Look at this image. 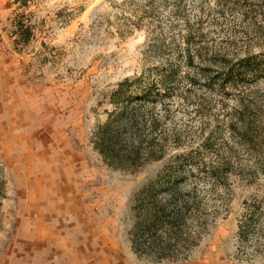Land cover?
Masks as SVG:
<instances>
[{"label":"rangeland","instance_id":"374dc122","mask_svg":"<svg viewBox=\"0 0 264 264\" xmlns=\"http://www.w3.org/2000/svg\"><path fill=\"white\" fill-rule=\"evenodd\" d=\"M143 89L166 154L114 169L94 131ZM70 209L118 264H264V0H0V264Z\"/></svg>","mask_w":264,"mask_h":264},{"label":"trees","instance_id":"16d2710c","mask_svg":"<svg viewBox=\"0 0 264 264\" xmlns=\"http://www.w3.org/2000/svg\"><path fill=\"white\" fill-rule=\"evenodd\" d=\"M117 90L113 96L116 107L93 134V146L108 166L127 172H137L147 163L160 160L165 153L167 138L159 122L145 117V101L153 102L151 90L130 94Z\"/></svg>","mask_w":264,"mask_h":264},{"label":"crops","instance_id":"0c3cea01","mask_svg":"<svg viewBox=\"0 0 264 264\" xmlns=\"http://www.w3.org/2000/svg\"><path fill=\"white\" fill-rule=\"evenodd\" d=\"M73 214H69V218L65 220H57L54 217H48L45 220V223L39 219L36 221L37 226H42L43 224L46 227H57L62 226L68 227L67 230L64 228L61 230L55 228L52 232L50 230L49 236H47L45 248L43 243L41 242L43 238L40 234H35V250L30 253L31 256V264H118L116 251L113 252L111 245L109 246V250L106 257H103V252L101 251V235L97 234L95 236V232L93 231V236L89 238L90 246L89 249H84L80 243L82 242V237L80 235V225L84 223V221L79 219L76 214V210L70 209ZM81 223V224H80ZM95 227V225H93ZM54 244L49 246L48 244ZM71 244L65 250H51V247H56V244ZM111 243V242H110ZM97 244V245H96ZM58 248V247H57ZM45 249V250H44ZM59 252V253H57ZM170 264H210L207 260L204 262L197 260H190L184 263H170Z\"/></svg>","mask_w":264,"mask_h":264}]
</instances>
